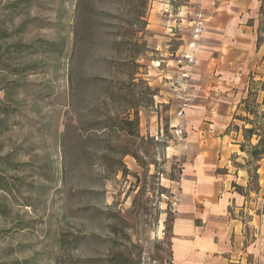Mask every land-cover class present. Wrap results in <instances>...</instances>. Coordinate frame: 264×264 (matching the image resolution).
<instances>
[{
	"label": "rangeland",
	"instance_id": "1",
	"mask_svg": "<svg viewBox=\"0 0 264 264\" xmlns=\"http://www.w3.org/2000/svg\"><path fill=\"white\" fill-rule=\"evenodd\" d=\"M261 6L0 0V264H172L199 172L240 195L238 264H264V161L232 145L251 149L245 116L264 131ZM242 30L259 48L215 65Z\"/></svg>",
	"mask_w": 264,
	"mask_h": 264
},
{
	"label": "crops",
	"instance_id": "2",
	"mask_svg": "<svg viewBox=\"0 0 264 264\" xmlns=\"http://www.w3.org/2000/svg\"><path fill=\"white\" fill-rule=\"evenodd\" d=\"M241 26L251 28L247 25ZM251 31H241L240 34L248 39L244 45L238 42L237 37H235L236 42H233L231 32H226L224 41L219 42V57H213L215 65L224 70L232 68L239 71L233 65L234 63L238 64L239 68L242 67V63H239L237 58L244 60L250 51L259 48L258 46L256 48ZM236 71V75L234 72L229 74L226 72L223 75L224 83H230L232 88L241 82L239 72ZM232 145L241 146V142ZM246 156L249 162H253V168L252 163L248 164L247 172L254 171L257 174L264 157L253 159L248 153ZM202 175L203 173L199 172L198 176L197 173L198 181L194 177L193 181H187L185 184L186 196L180 204V212L173 226L171 262L172 264H238V255L241 252L238 248V239H242L243 236L242 222L229 209L233 202L236 203L235 200L238 201L240 195L217 179L216 174L210 177ZM198 219L200 221L196 223Z\"/></svg>",
	"mask_w": 264,
	"mask_h": 264
},
{
	"label": "trees",
	"instance_id": "3",
	"mask_svg": "<svg viewBox=\"0 0 264 264\" xmlns=\"http://www.w3.org/2000/svg\"><path fill=\"white\" fill-rule=\"evenodd\" d=\"M262 3V10L264 9V0H259ZM48 51H56L57 50V45L54 43H49L47 47ZM247 110V109H246ZM249 114H251V111L247 110ZM245 121L244 124L249 123L251 124V127H245L244 126V138L246 142H249L251 149H245L244 144L241 143V150L246 151L250 158L253 159H260L264 157V131L261 134L260 131L261 129L257 126V124L249 118V116H245L244 119ZM130 122H136L137 120H128ZM256 136L258 138V142L256 144L251 143V139Z\"/></svg>",
	"mask_w": 264,
	"mask_h": 264
}]
</instances>
